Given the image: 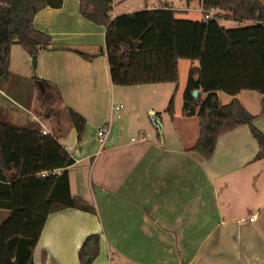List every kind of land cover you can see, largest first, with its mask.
Wrapping results in <instances>:
<instances>
[{"label": "crops", "instance_id": "0c3cea01", "mask_svg": "<svg viewBox=\"0 0 264 264\" xmlns=\"http://www.w3.org/2000/svg\"><path fill=\"white\" fill-rule=\"evenodd\" d=\"M136 1L145 4L134 8ZM258 1L264 7V0ZM163 5L174 10L177 19L202 20V16L199 20L188 17L198 12L201 1L197 0L177 8L168 0L157 5L154 0H112L110 15L115 18ZM228 21L239 26L229 12L220 17L219 24L226 28ZM33 26L51 39L48 49L37 54L38 77L58 88L64 106L80 115H94L103 99H109L107 118L94 124L84 116L80 140L70 127L60 139L74 160L67 169L70 195L93 212L65 208L49 214L32 252L33 264H81L79 250L91 235L98 236V253L91 264H264V159L255 160L258 145L250 128L243 125L219 136L209 158L189 152L199 127L196 117L182 114L186 82L173 92L172 117L165 108L170 83L114 86L105 54V28L80 16L79 0H63L59 9L38 12ZM78 53L93 58L87 61ZM197 66L189 61L184 70L188 74L189 68ZM9 71L0 94L8 100L9 95H27L33 107L30 57L17 45L11 46ZM143 92L148 94L152 117L140 127L131 123V110L141 107ZM216 94L222 106L236 99L255 116L253 125L264 134L261 94ZM198 95L201 100L206 96L200 91ZM177 96L181 97L180 110ZM115 98L124 106L119 121L110 111ZM157 99L164 105L165 117L154 110ZM20 107L29 113L30 109ZM30 115L36 126L37 118L31 111ZM155 118L162 123L163 139ZM109 122L119 123L118 141L101 148L96 131Z\"/></svg>", "mask_w": 264, "mask_h": 264}, {"label": "trees", "instance_id": "16d2710c", "mask_svg": "<svg viewBox=\"0 0 264 264\" xmlns=\"http://www.w3.org/2000/svg\"><path fill=\"white\" fill-rule=\"evenodd\" d=\"M197 1L207 10L229 12L237 23L249 24L226 29L217 14L209 20L177 19L166 5L111 18L112 0H79V14L105 28V54L114 86L177 84L178 61L198 63L189 68L182 95V114L196 117L199 127L189 152L209 158L219 136L246 125L258 145L255 160L264 159V134L254 127L255 116L236 99L220 105L216 94L257 92L263 96L260 115H264V7L258 0ZM62 3L0 0V85L9 78L12 45L29 57L48 49L51 39L35 29L33 19L46 8L59 9ZM78 54L87 61L93 58ZM33 81L42 107L51 112L55 97L61 99L58 88L41 79ZM194 90L206 94L205 98H194ZM63 111L68 128H74L80 140L85 119L70 107ZM166 113L173 116V97ZM67 130L44 135L36 126L18 127L0 119V210L9 213L0 224V264H33L32 252L49 214L65 208L93 212L69 192L67 169L74 160L60 144ZM97 253L98 236L86 237L78 254L80 263L91 264Z\"/></svg>", "mask_w": 264, "mask_h": 264}, {"label": "rangeland", "instance_id": "374dc122", "mask_svg": "<svg viewBox=\"0 0 264 264\" xmlns=\"http://www.w3.org/2000/svg\"><path fill=\"white\" fill-rule=\"evenodd\" d=\"M163 2V0H160ZM160 1H155L156 5L158 4V2ZM181 1V4L179 3ZM168 2H170V5L173 6V8H177L179 5H183L184 7L186 6L187 1L186 0H168ZM144 2H135V7L137 8L138 6H144ZM193 7L196 5V3L192 4ZM191 5V6H192ZM183 7V8H184ZM219 15L220 17H225V15L227 14V12H223V11H218V10H214L213 11V15ZM189 18L192 19H197L199 20L201 18V14L199 12H192L189 13L188 15ZM245 22L239 23L240 24H244ZM226 28H233L236 27V25L234 24L233 21H228L227 23H224ZM18 49H20L18 46ZM21 51V50H20ZM20 61H18L19 64ZM188 65L189 61L187 60H181L180 64H179V80L177 82V84H170L171 88H169V93H168V102L166 103L167 105L165 106V108L168 106V103L170 101V99L173 96V92L175 91V89L178 87H182L184 86V83L186 82V78H187V71L185 72L184 70V65ZM30 68H31V75L33 76V78H37L38 77V59H37V65L35 68V71L32 70V64H31V57H30ZM3 85H0V90H3ZM116 87H121V86H116ZM147 90V88H142ZM173 90V91H171ZM146 92V91H145ZM172 92V93H171ZM179 92H180V88H179ZM10 96V100L7 99V97H5L4 95L0 94V119L8 122L10 124H14L17 126H21V127H35L34 124L36 123L35 120H32L30 117V111L33 112L34 116L37 118V122L38 124L36 125V127H38L41 131L45 130L47 132V134L52 133L53 131H61L64 132L65 130H67L68 128V118L64 115V111L63 108L67 107L64 106L61 103L62 98L59 100L58 97H55V103L53 105V112L50 115V119H46L47 115H49V107H42L41 103H40V98L37 92V88L35 87V99H34V106L31 107V99L26 95L24 97H15L12 95ZM61 97V96H60ZM142 97V104L141 107L138 110H131V123H134L138 126H142L144 123H150V118L152 117V115H150V113L152 111L147 109V102H148V94L146 93H142L141 95ZM120 98H115V100L113 101L114 103L118 104L120 102H122L121 100H119ZM104 103L102 104V106L100 108H98L97 114L91 115V114H86L85 115L81 114V116H84L88 118V122H94L95 123H99L101 120H103L105 117H108V112H109V99L108 97L104 98ZM176 108L177 110H180L181 107V97L177 96L176 97ZM20 106H23L24 108H27L28 110L30 109V111H28L29 113H26L25 111L22 110V108ZM164 105H161V102L159 101V99H157V103L155 105V112L157 114L163 115V117H165V112H163V107ZM74 110V109H72ZM76 112V110H74ZM137 112V113H136ZM78 113V112H76ZM79 114V113H78ZM35 122V123H34ZM160 132H161V138L163 139V129H162V123L160 122ZM47 127L49 130L47 131L46 129H44L43 127ZM9 213L6 210H0V224L3 222V220H5L8 217Z\"/></svg>", "mask_w": 264, "mask_h": 264}, {"label": "built area", "instance_id": "2783aa9c", "mask_svg": "<svg viewBox=\"0 0 264 264\" xmlns=\"http://www.w3.org/2000/svg\"><path fill=\"white\" fill-rule=\"evenodd\" d=\"M213 11H214L213 9L207 10L206 8L203 7L202 4L200 5L198 9V12L201 14L203 20L213 19L215 16L213 15ZM123 109H124L123 104H112L111 105L110 111L112 115H114V118L116 121L121 120ZM112 126H113L112 122H109L97 129L96 135H95L96 141L101 148L104 147L110 140L111 132L113 128ZM41 132L44 135L47 134L45 130H42ZM132 141H134V139H132ZM45 175H47V173L43 172L42 176H45ZM249 221H253V218H249Z\"/></svg>", "mask_w": 264, "mask_h": 264}, {"label": "water", "instance_id": "95a60500", "mask_svg": "<svg viewBox=\"0 0 264 264\" xmlns=\"http://www.w3.org/2000/svg\"><path fill=\"white\" fill-rule=\"evenodd\" d=\"M31 64H32V70L35 71L36 65H37V56H33L31 57ZM192 96L194 98H196L198 96V91L194 90L192 92ZM154 124L157 127V131L161 134L160 132V122L158 118L154 119ZM119 131H120V127H119V123H115L113 128H112V132H111V137L110 140L108 141V145L107 147H111L113 144L117 143L118 141V137H119Z\"/></svg>", "mask_w": 264, "mask_h": 264}]
</instances>
